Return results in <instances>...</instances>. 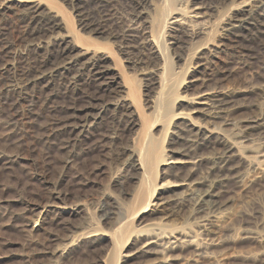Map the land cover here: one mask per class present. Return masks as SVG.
I'll return each mask as SVG.
<instances>
[{"label":"rangeland","instance_id":"obj_1","mask_svg":"<svg viewBox=\"0 0 264 264\" xmlns=\"http://www.w3.org/2000/svg\"><path fill=\"white\" fill-rule=\"evenodd\" d=\"M4 1L0 0V6ZM33 1H40L45 13H56L60 26L43 39L33 41L37 59L43 62V75L33 87L34 91L29 89V93L34 100L37 97L47 99L46 103L54 105L59 116L67 117L69 124L76 125L73 130L78 140L67 148L53 140L47 143L41 140L36 129L43 123L44 115H38V112L36 116L33 114L34 118L23 116V124L15 127L14 132L9 131L1 122L5 109H0V264H183L196 244L205 245L203 257H198L197 264H264V187L251 185L264 168V136L253 135L242 141L237 157H257L261 164L255 169L241 166L236 185L229 184L228 190H232L227 197L222 196L227 203L217 217H209L206 225L209 232L193 236L192 231L198 229L202 220V217H194L202 214L190 217L187 206L181 213L167 218L159 213L165 211V205L170 207L177 198L187 196L190 188V191L194 187L205 190L214 180L208 177L207 184L197 183L205 176L213 149L218 146L216 142L211 141L198 149L201 163L188 180L181 181L180 177L191 168L189 164L171 167L167 163L166 159L185 157L183 137L190 136L196 126H200L212 132V140L216 134L229 138L255 115L264 117V69L239 61L229 49L214 47L222 40L221 32L226 23L236 25L238 19L256 13L264 0H222L211 9L199 8L192 4L194 0L187 3L186 0H173L172 7L177 8H174L173 16L178 21L169 24L163 35L167 45L164 56L169 59L167 65L155 43L156 36L153 37L162 0L138 3L108 0L111 3L110 21L103 22L101 32L92 33L80 28L77 20L80 13L76 9L80 2L76 4L70 0H10L13 7L7 12L0 11L2 20L7 19L9 24ZM184 6L188 13L179 16L178 12ZM18 8L22 10L19 12ZM191 24L205 27L204 34L192 40L177 39V31L189 28ZM116 28V31H127L130 35L125 40L116 39L112 35ZM86 39L92 43L89 47L81 44V40ZM19 45H11V53L3 59L5 66L10 68L7 75L11 78H18V70L25 64L17 57L24 53V45ZM63 46L69 51L68 59L54 66L59 61L55 50ZM85 48L89 53L82 54ZM32 56L34 54H28L27 60L30 61ZM56 67L60 73L57 77L51 72ZM164 68L174 73L172 89L176 98L171 116L158 118L153 112V102ZM96 84L111 87L109 91L105 88L104 94L100 91L101 105V102L89 100ZM204 92L231 97V102L225 106L226 115L212 117L189 112L191 100L195 104ZM122 111L127 117L124 118ZM30 118L32 126V122H28ZM125 119L131 120L132 125L126 127ZM110 121H120L122 130L119 139L103 137L102 146L95 138L108 132ZM8 135L11 139L21 135L24 144L10 145L9 140L6 141ZM147 142L162 150V157L155 155L151 160L156 164L153 169L156 175L154 194L163 202L158 207L159 212L152 213L149 208L143 210L139 206L143 186L137 155L144 145L150 147ZM129 159L137 168L133 177L128 176ZM176 173L179 177H175ZM138 217L134 222L133 219ZM159 222L162 232L184 231L189 236L186 239L193 242L178 244L167 253L157 247L151 248L140 256L137 248L142 245L144 234L158 231L154 224ZM137 230H142L143 235L130 237L124 248H116L123 238L119 236L121 231H124L122 234L130 231L134 234ZM247 232L259 236L244 234Z\"/></svg>","mask_w":264,"mask_h":264},{"label":"bare ground","instance_id":"obj_2","mask_svg":"<svg viewBox=\"0 0 264 264\" xmlns=\"http://www.w3.org/2000/svg\"><path fill=\"white\" fill-rule=\"evenodd\" d=\"M70 1L71 2L76 1V4L77 3L79 4V2H80V5H77V7L76 6L75 7H76V9L79 10V13H80L79 19H77V20H78V25L80 26L81 29H84L85 31L92 32V33L93 32H101V30H102L101 28L104 26L103 22H106L108 20L110 21L109 16H110L111 9L109 8L110 2H108V0H70ZM132 1H134V2L136 1L138 3V1H141V0H132ZM194 1L195 2H193L192 4L198 5L199 8L202 7V8H206V9H211L215 3L220 2L222 0H194ZM187 2H188V0H186V3ZM162 3H163V5H162L161 10L159 12V18L157 19V24L155 25V27L153 26L155 28L153 30V32H154L153 37L156 36V37H154L155 43L158 47L160 54L162 53V56L164 57V59H163L164 65H167L169 63V59H167L166 56H164V55H166L165 50H166L167 45L165 43V39L163 38L164 37L163 35L165 32V29H167L166 27L167 26L169 27L171 24L177 23L178 20L175 19L176 16H173V14L175 13L174 10L177 9L175 7H172L173 6V0H162ZM42 5L43 4L40 1H33L32 4L28 5V7L26 6L27 8H24V10L21 13H19V15L16 18L14 17L13 21L10 22L9 24H7V19L2 20V18L0 16V109H5L4 110L5 113L3 114L4 116H3L1 122L3 124H5L7 126V128L10 129L9 131L12 130L14 132L15 127L23 124V122H24V121H22L24 118L23 116L27 115V119H28V115H31V117H32L34 114L36 116L37 112H38V115H39V113L44 115L43 123L39 124L37 126V129H36L37 133H40L39 135H41V137L39 136L40 139L46 143H47V141L53 140V141H55V143H59L60 147L67 148L69 146H74V142L78 137L77 135H75L74 130H73V127L76 125L72 126L71 124H69L70 121L67 117H64L63 115H62L63 117L59 116V114H58L59 112L56 109V107L54 105H50L51 103L50 104L48 103L49 105L46 103L47 99H45L43 97L42 98H40V97L36 98L35 97L36 99L34 100L32 97L33 95L29 93V89L32 90L33 87L37 85V82L39 81V79L43 75V71L41 70V67H42L41 63H43V62H41L42 60L40 61V59L39 60L37 59V52L35 49L36 47L34 46L33 41L36 39H40V38L43 39V37L46 36L48 33H51V31L55 27L60 26V22L57 18V14L56 13L50 14L49 12L45 13L42 10V7H43ZM12 7L13 6H11L10 0H5L4 3L0 6V11L7 12V11L11 10ZM183 8H184L183 10L178 12L179 16H184L185 14L188 13V10H187L188 8H185V6ZM17 10H19V12H20V10H22V8L21 9L18 8ZM75 12H76V14H78L77 11H75ZM0 14L3 15L2 13H0ZM254 14H249L248 16L245 15V18L243 17V18L238 19L236 25H233V24L231 25L229 23H226L224 25V29H223L224 32H221V33H223L222 40H220V42L217 43L218 45L215 44L217 46H214V47H215V49H220L221 47L224 49L225 48L229 49L231 55L236 57L239 61L248 62V63H251V65L259 67V69H264V1L261 2L260 5H258V7L256 9V13H254ZM259 15H262V16L257 17ZM5 16H6V14H5ZM172 18L175 19V20H173V22L170 21V19H172ZM235 19H237V18H235ZM111 24H112V22H111ZM204 28L205 27H203V26H197V24H191L189 26V28H187V27L180 28V30L177 31L178 35H179V36H177V39H179V38L185 39L186 38V39L192 40L198 36L203 35L204 34V31H203ZM168 29H170V28H168ZM116 30H118V29L116 28L114 30V32L112 33L113 37L116 39L125 40L126 37L130 35V34H128L127 31H116ZM34 42H36V41H34ZM14 44H17V45L23 44L24 45V49L22 50L24 53H22L20 51L23 55L21 54V55L17 56L19 60H23V62L25 61V64H23L24 66L22 65L20 70H18V76H17L18 78H14V77L11 78V77H9V75H7L8 74L7 72H9L10 68L5 66L6 63L3 61L4 57H6L8 52H10L9 47L11 45H14ZM81 44H84L87 47L92 45V43L89 39L81 40ZM20 45L18 47H20ZM51 45H52V43H51ZM78 48L80 49V47H78ZM93 49H95V48H93ZM95 50H97V48ZM55 51H56L57 59L59 61H57L56 65L54 64V66L59 65L61 62L64 63L65 62L64 60L68 59L67 55H68L69 51H67L65 46L59 47V49H57ZM87 51H88V49L85 48L83 50L82 54L89 53ZM30 53L34 54V56H32L31 60L28 61L26 56ZM24 55H25V58L23 57ZM8 56L10 57V55H8ZM38 56H39V54H38ZM32 58H33V60H32ZM42 58H44L43 55H42ZM18 59H17V61H19ZM53 59H54V57H53ZM241 66H242V64H241ZM47 68L50 69V67H47ZM63 69L68 70L69 68L63 67ZM256 69H258V68H256ZM242 71H243V69H242ZM51 72H54V74H52V76H56L57 74H60V73H58L59 71H58L57 67L53 68ZM173 75H174L173 72H168L164 68V70L162 71L161 77L159 78L160 80L158 81V89H157V93H155L156 97L154 98V102H153L154 103V105H153L154 111L153 112H154L155 116L158 118H166V117L169 118L171 116L172 103H173V100L176 98V92H174L175 90L172 89V85H173L172 77H173ZM15 79L17 80V82L14 81ZM58 79H59V77H58ZM82 83H84V82H82ZM152 83H150V84H152ZM96 85L97 86H96L95 91H91L93 93L91 95H89L91 97V99H89V100H93L95 102H101V103H99V105H101L102 104V99L100 98L102 96L101 92L104 94L106 91L105 88L107 89V91H109L111 87L109 88L108 85H104V88H103V85L102 86L101 85L99 86L98 84H96ZM85 90H86V88H85ZM33 91H34V89H33ZM112 91L113 90H111V92ZM88 93H89V91H88ZM70 95L71 94L69 93L68 96H70ZM89 96L87 98H89ZM71 99L73 101L74 98L72 97ZM72 101H70V102H72ZM25 102H27V103H25ZM59 102H61V101H59ZM86 102H88V101H86ZM229 102H231V97H229V96H225V95L223 96V95H219V94L218 95H212V94H209L208 92H204V94L200 95L197 98V100H195V102H194L195 104H193V100H191L190 103L192 104L191 105L192 107H190L189 112L193 113V114H197V115H207V116L212 115V117L213 116L218 117V116L226 115L225 106ZM88 103H90V102H88ZM54 104H56V103H54ZM56 105H58V103ZM83 105H85V103ZM27 107H29L30 109ZM94 107H96V106H94ZM23 109L26 112L23 111ZM122 112H124V111H122ZM72 115H71V117H72ZM122 115L124 116V118L127 117L125 112ZM187 115H189V114H187ZM118 116H119V114H118ZM32 118H34V117H32ZM32 118H30V120L29 121L27 120V121L32 122ZM249 118H251V117H249ZM119 123H120V121H118V122L110 121V125L108 127V132L105 133L104 135H102L103 133L100 132L102 134L101 135L98 134V138H95L96 139L95 141L99 144L102 142L103 137H106V139L109 138L110 140H114V139L118 138L119 132H120V130H122L120 128ZM191 123L192 122L190 121V124ZM32 124H33V122L31 123L30 126H32ZM124 125L126 127L128 125L131 126L132 121L129 119H127V120L125 119ZM69 126H72V127L68 128ZM192 127H193V125H192ZM105 128H106V126H105ZM178 131H180V130H178ZM65 132H67L68 135L66 134L64 136L63 133H65ZM253 135L264 136V117H262L260 115H255L254 117H252L249 121L246 122V124L242 128H240L237 132H235L233 134V137H229V138H226L225 135L223 136V134H221V136L216 134L214 136V140H212L213 135H212L211 131H208V130L205 131L200 126H196V128L194 129V132H192V134L190 136L183 137L182 143L184 142V144H183L184 150L183 151H184L185 157L181 158L179 160L166 159V161L171 167L172 166L177 167L180 165L189 164L191 168L184 175H181L182 178L180 177L181 181L188 180L192 176V174L195 173V170L197 169V167H199V165L201 163V159L198 158V155H197L198 149H200V147L202 148V146L209 145L211 143V141L213 143L216 142V144H218V146H215L213 149L214 153H213V156L210 160L211 162L206 167L207 171L205 173V176L203 175L200 178V181L199 182L196 181V182L198 184H200V183L204 184V182H206V184H207L208 180H206V179L208 177L209 178L213 177L214 180H213V182L210 183L211 185L207 184V188L205 190H198V189H196V187H194L196 189L197 193L194 192V190H195L194 188L190 191V189H191L190 188L188 190L187 196L179 198V199L177 198L176 200H174L172 202V205L170 207L166 208V205H165V207H164L165 211H160V212L158 210V207L160 205H162L163 202H161L160 199H158V197H156L154 194L155 193L154 192L155 191L154 181L156 179V175H154L153 169L155 168L156 164H155V161L151 162V160H152L153 156H155V155L161 156L162 150L159 147L154 146V144H152L151 142H147L150 145V147H147L144 145L143 150L139 151L138 155H137L138 169H140V176H141L140 177L141 178L140 184H141V186H143V191L141 192V196H140V204H139L140 208L143 210H146L149 208L151 210V213L153 211H157L159 213H162L163 218H167L171 215L181 213L183 211V209L187 206L188 211H190V217H193V216L198 215V214L199 215L202 214L201 216L194 217L197 219L199 217L200 218L202 217L201 218L202 220L200 219L201 222H199L197 225L198 229H196L195 232L192 231L193 236L196 237L199 233L205 234V233L209 232L208 231L209 228H207V226H206L207 222L209 221V217L216 216L220 212L221 208L224 207L225 204L227 203V200H222V196L226 195V197H227V193L232 190V189L228 190V187H229L228 185L231 183H233V184L236 183V178L239 177L238 173H239V169L241 168V166L245 165V167H247V169H252V168L255 169L256 167H258L259 164H261V160H259L257 157H253V158H250L249 156L248 157L247 156L237 157L238 150L240 149L239 147H240L242 141L248 140V138H250ZM13 137H14V139H11L9 137V135L6 136V141L9 140L8 143H10V145L17 146V145L24 144V138L21 137V135L20 136H13ZM4 140H5V138H4ZM148 140H150V136L147 138V141ZM27 143H28V140H27ZM92 143L94 144V142H92ZM107 143H108V141H107ZM89 144L90 143H88V145ZM27 145H29V144H27ZM102 146H104V145L102 144ZM91 148H93V147H91ZM157 148H159V149H157ZM134 155H135V153H134ZM199 156H201V155H199ZM161 160H165V159L161 158ZM128 168H130V170L128 171V176L133 177V175H135V170H137L135 163L130 160L128 162ZM175 177H179V173H176ZM172 185H174V184H172ZM251 185L253 187H260V188L264 187V168L260 171L259 175L252 181ZM194 186H195V184H194ZM215 189H217L218 191H216ZM213 190H215V192H213ZM230 194H232V193H230ZM139 218L140 217L134 218L133 219L134 222L136 221V219L138 220ZM160 223L161 222L154 224V226H156L155 230H158V231H153V232L149 233L147 236L144 234V236H145V237H143L144 241L141 242L142 245H140L137 248L139 251V255L147 253V252H149V250L151 248H155V247L160 248L161 249L160 251H163V253H167V252L174 250L178 246V244H189V243L193 242L192 240L190 241V240L186 239L189 236H187L186 235L187 232H184V231H177L173 234L171 232H168V233L162 232L161 229H163V227H161L162 224H160ZM251 223H252V221H251ZM127 229H125L124 231H127ZM124 231H121L119 233V236H121L123 238L120 240L119 244L116 247V248H118V250L124 248V246H125L124 244H126V242L128 240H131V238L133 236H136V235L142 236L143 235L142 230H137V231H135L134 234H132L133 233L132 231L126 232V234L125 233L122 234ZM188 232H191V231L188 230ZM244 234L256 235V237L259 236L257 233H248L247 232ZM165 243H166V245H165ZM133 244H134V242H133ZM204 250H205V245L196 244L194 247L193 253L191 254V256L188 259L183 261L184 262L183 264H197L198 257H200V258H201V256L203 257ZM167 258H168V256H167ZM167 258H165V259H167ZM168 259H171V258H168Z\"/></svg>","mask_w":264,"mask_h":264}]
</instances>
